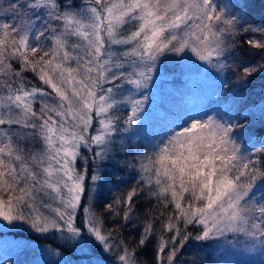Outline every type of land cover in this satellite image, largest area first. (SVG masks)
<instances>
[{"label":"snow or ice","instance_id":"snow-or-ice-1","mask_svg":"<svg viewBox=\"0 0 264 264\" xmlns=\"http://www.w3.org/2000/svg\"><path fill=\"white\" fill-rule=\"evenodd\" d=\"M258 77L264 14L248 0H0V229L30 234L15 248L39 259L23 264H139L150 243L153 264L192 242L216 246L210 264L264 255ZM208 80L194 111L190 85ZM108 184L129 187L98 213Z\"/></svg>","mask_w":264,"mask_h":264},{"label":"trees","instance_id":"trees-1","mask_svg":"<svg viewBox=\"0 0 264 264\" xmlns=\"http://www.w3.org/2000/svg\"><path fill=\"white\" fill-rule=\"evenodd\" d=\"M251 3H249L250 6ZM263 11V13H261ZM252 12L259 16L264 14V0H257L255 4V9L252 10ZM255 85V86H254ZM262 86H264V77H258L257 81L253 82L249 86V91L251 93L252 99H257L259 94L261 93ZM259 89L255 90V89ZM254 90V91H253ZM212 91V90H211ZM213 93V92H212ZM204 96H206L204 94ZM211 95L209 94L208 97H203V98H198L196 101H204L207 104V101L212 99L210 97ZM203 104V102H202ZM203 111V109H200L197 112ZM155 124L156 121H153ZM132 153L133 155L136 154V149L135 146L139 145V140H136L135 138L132 141ZM141 151H143V147L141 146ZM121 155H124L123 153ZM128 159L131 160L132 156H128ZM131 170L125 171L124 175L127 177L129 176V173ZM127 184H120V185H113V184H108L106 186L105 194L101 196L100 202L97 205L96 211L98 213H102L104 211L103 209V203L105 199L111 200L112 197L121 195L125 193L128 189ZM143 206V207H141ZM137 207L140 209L139 214L143 215L145 212H147L151 207L152 204L144 199L141 198ZM111 224V222H109ZM121 235L128 240L130 244H134L135 240L138 238V232H136L133 229H128L124 228L121 229ZM30 234L24 233L21 234L19 231L14 232V231H4L0 230V244L2 245L3 241H10V243H20L22 240H26L28 242V236ZM35 243L33 244H44L47 246H50L52 248H57V245L54 242H45V241H40V240H34ZM32 243V241H31ZM197 242H192L190 245H186L185 249L182 250L180 254H178V259L180 260V264H193V261L197 259V254H199V259L201 261V264H210L211 261H214L216 259L217 254H215V248L214 245L212 247H205L202 251L198 247H194ZM62 250V249H60ZM1 247H0V264H21L19 260V250L16 253L10 252L9 254L3 253ZM154 256H155V249H154V244L150 243L148 244L145 248L138 250V259H139V264H153L154 261Z\"/></svg>","mask_w":264,"mask_h":264},{"label":"rangeland","instance_id":"rangeland-1","mask_svg":"<svg viewBox=\"0 0 264 264\" xmlns=\"http://www.w3.org/2000/svg\"><path fill=\"white\" fill-rule=\"evenodd\" d=\"M256 1L257 0H248V3H251L250 4L251 11L253 9H255ZM261 13H263V11H261ZM209 71L212 72L211 69H209ZM213 75L219 76L220 74L213 72ZM178 79H180L182 81V78H178ZM169 80H171V78H169ZM255 81H257V78L253 82H255ZM229 83L233 84L234 83V78L230 77L229 78ZM164 88H165V91H167L170 88H180L182 90L183 89V84L182 83H180V84H172L171 82H169V83H166L164 85ZM190 88H191L192 94L202 95V96L204 94H206V95L210 94L211 95L210 97L213 98V93L212 92H214V84H213V82L211 80H208V81H193V83L190 85ZM255 90L259 91L258 88L255 89ZM159 102H163L169 108H174V106H175L174 105V101L169 96H161V97H159L158 100H157V103H159ZM204 105L195 107V103H193L192 110H194V111L195 110L199 111V109L206 110L204 108ZM0 230H4V231L8 230V231H14V232L17 231L18 232L17 229H13V228H10V227H5V228L0 229ZM22 241H24V239ZM32 243H35L34 240H32ZM15 245L16 244L13 245V249L11 250L12 253H16L17 252V249L15 248ZM42 246H44V244H42V243L39 244V245L38 244H31V248H38V247H42ZM4 247L5 246H3L2 248H4ZM214 248L216 250L215 254H217V249H216L215 245H214ZM54 249H57V248H54ZM57 250H60V249H57ZM5 254H9V250L5 251ZM244 256H246L248 258H251L249 264H261V262L264 261V255H261L259 252H244ZM33 259H39V257H34L31 252L27 253L26 255H21V254L19 255V260H20L21 264H23V262L26 261V260H33ZM228 260H229V264H233L235 258H228Z\"/></svg>","mask_w":264,"mask_h":264}]
</instances>
